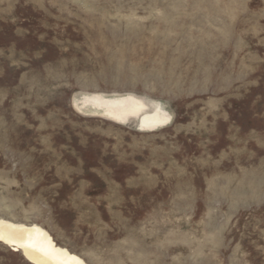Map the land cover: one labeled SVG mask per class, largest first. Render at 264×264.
Returning a JSON list of instances; mask_svg holds the SVG:
<instances>
[{"label": "rangeland", "instance_id": "374dc122", "mask_svg": "<svg viewBox=\"0 0 264 264\" xmlns=\"http://www.w3.org/2000/svg\"><path fill=\"white\" fill-rule=\"evenodd\" d=\"M0 217L90 264H264V0H0Z\"/></svg>", "mask_w": 264, "mask_h": 264}, {"label": "bare ground", "instance_id": "6f19581e", "mask_svg": "<svg viewBox=\"0 0 264 264\" xmlns=\"http://www.w3.org/2000/svg\"><path fill=\"white\" fill-rule=\"evenodd\" d=\"M99 101V100H97ZM121 105H106L99 103L101 110L95 106H85L84 101L74 98V106L83 113L119 117L126 109L138 110L141 104L123 103ZM0 242L8 245L12 250L22 252L28 256L33 264H90L84 257L71 251L68 247L56 242L53 235L38 223L17 222L10 218L0 217Z\"/></svg>", "mask_w": 264, "mask_h": 264}]
</instances>
